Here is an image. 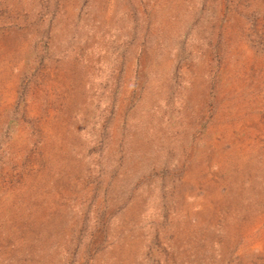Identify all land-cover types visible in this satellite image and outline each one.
Returning a JSON list of instances; mask_svg holds the SVG:
<instances>
[{"label": "rangeland", "instance_id": "1", "mask_svg": "<svg viewBox=\"0 0 264 264\" xmlns=\"http://www.w3.org/2000/svg\"><path fill=\"white\" fill-rule=\"evenodd\" d=\"M0 264H264V0H0Z\"/></svg>", "mask_w": 264, "mask_h": 264}]
</instances>
